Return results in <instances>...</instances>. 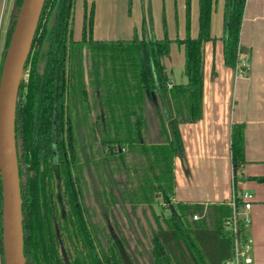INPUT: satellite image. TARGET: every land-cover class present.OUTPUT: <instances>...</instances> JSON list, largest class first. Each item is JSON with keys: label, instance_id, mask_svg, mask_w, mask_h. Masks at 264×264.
I'll return each instance as SVG.
<instances>
[{"label": "trees", "instance_id": "trees-1", "mask_svg": "<svg viewBox=\"0 0 264 264\" xmlns=\"http://www.w3.org/2000/svg\"><path fill=\"white\" fill-rule=\"evenodd\" d=\"M22 2H15L17 9L6 34V49ZM246 2L226 0L222 37L225 64L243 70L245 75L250 71L249 59H244L247 67H241L240 36ZM215 3L216 0H200L197 38L190 35L191 0H186L185 39L172 40L167 35L157 39L152 32L147 33L148 27L152 28L149 6L142 38L136 34L132 39L110 41L93 38L95 7L92 5L88 11L86 4L83 37L78 41L73 33L76 0L45 1L16 114L17 134L22 142L19 168L27 264H134L124 245L114 241L112 231L109 247L104 250L88 224L75 174L76 131L87 113L105 164L109 159L111 163V158L125 164V146L132 150L138 146L147 158L135 165L145 164L143 171L152 170L153 179L143 172L138 189L131 193L135 202L162 203L163 209L171 210L167 217L155 216L158 227L151 238L152 264H224L233 257L234 238L227 225L233 215L230 203L206 206L173 201L174 158L185 156L179 126L197 122L203 116L205 45L216 41L211 35ZM173 43L184 46L188 81L170 86L162 58L170 53ZM5 54L6 51L4 58ZM100 65L105 66L102 74ZM157 97L170 114L168 125L164 124L168 141L147 146L143 144L142 106L145 99L158 100ZM173 103L181 105L178 115L171 109ZM231 140L233 164L239 168L245 162L242 125H233ZM113 196L115 201L120 200L118 194ZM235 203L239 208L240 199L236 198ZM192 213L201 218L192 221ZM240 228L246 244V225L240 223ZM67 243H72L73 253ZM61 245H65L64 253ZM0 250L1 263L5 264L2 224Z\"/></svg>", "mask_w": 264, "mask_h": 264}, {"label": "crops", "instance_id": "crops-1", "mask_svg": "<svg viewBox=\"0 0 264 264\" xmlns=\"http://www.w3.org/2000/svg\"><path fill=\"white\" fill-rule=\"evenodd\" d=\"M86 4L88 11L92 5L95 7L93 38L97 41L128 40L136 34L142 38L149 6L152 28L148 27L147 33L152 32L157 39L167 35L172 40H183L187 36L186 0H76L73 33L78 41L83 37ZM225 5L226 0H216L211 23L216 41L205 45L203 116L197 122L179 126L185 156L174 158L173 201L206 206L231 204L237 195L240 212L245 213L242 196L251 193L252 207L247 211L251 221L246 226L251 245L247 250L251 264H264V0H247L245 6L240 45L242 59H249L247 75L225 64ZM5 8L6 2L0 0V18ZM199 19L200 0H191L192 38L199 35ZM176 45L185 57L184 46ZM171 52L172 47L162 58L170 86L185 84V73L186 78L178 82L167 71L165 62ZM235 124L244 127L245 162L239 168L234 167L231 150Z\"/></svg>", "mask_w": 264, "mask_h": 264}, {"label": "rangeland", "instance_id": "rangeland-1", "mask_svg": "<svg viewBox=\"0 0 264 264\" xmlns=\"http://www.w3.org/2000/svg\"><path fill=\"white\" fill-rule=\"evenodd\" d=\"M16 9L17 7L13 0L6 1L5 15L2 17V44L5 51L6 44L4 45V43L6 42L5 37L9 28V15L11 16L13 10V17L16 14ZM176 44L178 43L173 44L171 55L168 58V62L165 63L168 66L167 71L171 78L179 82L181 78H186L184 75L185 57L184 54L178 52ZM91 54L89 50V66H91L92 62ZM104 68L105 66L101 68L100 65L101 74ZM157 98L158 100L152 101L145 99L142 106L145 118L143 140H146L144 144L147 146H151L152 143L158 144L168 141L164 124L168 125L170 114L164 103L159 102L161 101L160 98ZM159 103L161 104L159 105ZM178 107H181V105L178 106L177 103H173L171 109L174 114L178 115V110H180ZM86 117L87 119H84L83 124L79 125L78 132L76 131L77 163L75 174L88 224L93 227V234H96L99 238L101 249L105 250L109 247L108 238L111 236L110 231H112L114 241H119L124 245V249L134 264H152L149 257L152 252L151 238L153 231L158 227L155 222V216L158 214L161 217H167L171 214V210L163 209L161 202V204L154 203L152 205L135 202L137 199L131 193H133L134 189H138V180L146 170L143 171L145 164L137 167L135 163L141 164L146 157L144 158L143 154L140 153L138 146L134 150L125 146L126 150L123 151L126 158L125 164H122L118 158L114 160L111 158L112 162L110 163L109 159L106 162L109 164H105L102 160L103 156L99 145L93 139L90 114L87 113ZM147 167L150 168L151 164L147 163ZM148 170L147 172L145 171L148 175L153 173L152 170L150 172ZM150 176L152 177V175ZM113 193L118 194L120 200L115 201ZM137 193L144 192L138 190ZM157 197H159V194ZM194 215L192 213V216H190L192 221H196ZM56 231L60 235L58 227H56ZM229 233H231L230 230ZM67 245L73 253L72 243H67ZM60 248L62 253H64L65 245H61Z\"/></svg>", "mask_w": 264, "mask_h": 264}, {"label": "water", "instance_id": "water-1", "mask_svg": "<svg viewBox=\"0 0 264 264\" xmlns=\"http://www.w3.org/2000/svg\"><path fill=\"white\" fill-rule=\"evenodd\" d=\"M46 0H23L6 49L0 76V177L2 244L5 264H27L17 134V105L25 67Z\"/></svg>", "mask_w": 264, "mask_h": 264}, {"label": "built area", "instance_id": "built-area-1", "mask_svg": "<svg viewBox=\"0 0 264 264\" xmlns=\"http://www.w3.org/2000/svg\"><path fill=\"white\" fill-rule=\"evenodd\" d=\"M4 3L7 0H3ZM2 27H3V22H2V17L0 18V76L2 72V67H3V61H4V53H5V48L3 50V44H2ZM6 42L4 43V45ZM247 67L246 61L243 59L241 67ZM239 71V70H238ZM240 72V71H239ZM243 70L241 71V74L243 75ZM27 78L26 72L24 73V79ZM1 177H0V221L2 218V197H1ZM237 195H235L236 199ZM234 201L231 203L233 207V215L232 217L227 221V225L229 226V230L234 238V252H233V257L229 260H227L224 264H251L253 262L252 258L249 257L248 255V248L251 245V240L248 239L246 244L243 242V236L241 233V228H240V223L245 224L246 226L250 223L251 218L249 216V211L252 207V199L253 195L249 192H245L244 195L242 196V201L244 204V208L247 210L245 213H241L240 209L237 207L236 203ZM194 219L198 220L199 216L194 215Z\"/></svg>", "mask_w": 264, "mask_h": 264}, {"label": "flooded vegetation", "instance_id": "flooded-vegetation-1", "mask_svg": "<svg viewBox=\"0 0 264 264\" xmlns=\"http://www.w3.org/2000/svg\"><path fill=\"white\" fill-rule=\"evenodd\" d=\"M27 74V73H26ZM27 78H28V74H27ZM27 78H26V80H27Z\"/></svg>", "mask_w": 264, "mask_h": 264}]
</instances>
